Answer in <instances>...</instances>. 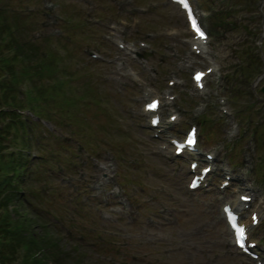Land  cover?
<instances>
[{
  "label": "rangeland",
  "instance_id": "rangeland-1",
  "mask_svg": "<svg viewBox=\"0 0 264 264\" xmlns=\"http://www.w3.org/2000/svg\"><path fill=\"white\" fill-rule=\"evenodd\" d=\"M194 2L205 12L201 20L212 32L205 47L217 62L200 92L189 70L208 62L188 51L182 16L167 0H0L9 18L21 21L19 38L38 36L37 43L43 37L57 51L61 71L49 75L65 76L62 94L77 98L61 109L55 96L41 100L40 117L19 111L39 122L40 147L31 151L43 162L30 167L26 182L45 188L29 206L63 236L66 256L80 254L82 264H256L230 244L219 212L236 191L251 194L244 217L249 209L258 212L249 233L264 264V90L258 89L264 72L253 81L260 69L254 61L228 79L243 64L241 49H258L262 27L264 60V0ZM119 40L136 46L144 40V65L118 48ZM164 92L175 95L167 100ZM154 94L162 104L160 129L146 124L140 105ZM169 112L177 116L165 122ZM188 120L200 123L197 147L214 154L205 184L196 189L184 185L192 156L172 155L168 143ZM223 173L228 185L218 188Z\"/></svg>",
  "mask_w": 264,
  "mask_h": 264
},
{
  "label": "trees",
  "instance_id": "trees-1",
  "mask_svg": "<svg viewBox=\"0 0 264 264\" xmlns=\"http://www.w3.org/2000/svg\"><path fill=\"white\" fill-rule=\"evenodd\" d=\"M8 10L0 6V264H82L80 254L66 256L59 241L63 236L29 206V199L42 196L45 188L31 189L26 182L32 179L30 167L35 170L36 161L43 162L31 151L40 147L34 129L39 122L19 111L24 107L40 117L41 100L55 96L61 109L77 98L62 94L65 76L49 75L61 71L57 51L47 47L43 37L37 43L33 37L19 38L16 27L22 23L13 15L9 18ZM247 55L251 66L257 58ZM68 248L75 250L73 245Z\"/></svg>",
  "mask_w": 264,
  "mask_h": 264
},
{
  "label": "snow or ice",
  "instance_id": "snow-or-ice-1",
  "mask_svg": "<svg viewBox=\"0 0 264 264\" xmlns=\"http://www.w3.org/2000/svg\"><path fill=\"white\" fill-rule=\"evenodd\" d=\"M190 18H191V17H190ZM192 27H193V29L195 30V32L198 34L199 37L204 38V36H205L204 31L201 30V27H199V26L197 25V22H196V20H194V19L192 20ZM201 76H203V73H198V74L196 75V79L199 80V79L201 78ZM149 107H155V105L152 104V105H149ZM189 143H191V141H189Z\"/></svg>",
  "mask_w": 264,
  "mask_h": 264
},
{
  "label": "bare ground",
  "instance_id": "bare-ground-1",
  "mask_svg": "<svg viewBox=\"0 0 264 264\" xmlns=\"http://www.w3.org/2000/svg\"><path fill=\"white\" fill-rule=\"evenodd\" d=\"M233 202L230 201V203L236 205V207H238V205L240 204L239 202H236L235 200H232ZM239 208V207H238ZM242 208H239V210L241 211Z\"/></svg>",
  "mask_w": 264,
  "mask_h": 264
}]
</instances>
